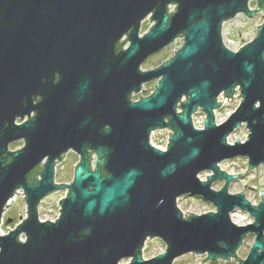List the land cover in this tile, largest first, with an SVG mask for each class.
I'll return each mask as SVG.
<instances>
[{"label": "water", "instance_id": "water-1", "mask_svg": "<svg viewBox=\"0 0 264 264\" xmlns=\"http://www.w3.org/2000/svg\"><path fill=\"white\" fill-rule=\"evenodd\" d=\"M249 1L0 0V223L20 189L26 205V218L0 234V264H172L188 253L206 254L195 264L232 257L264 264V184L253 205L228 191L246 171L219 167L238 156L247 169L264 166V23L236 51L222 39L224 22L264 11V0L254 9ZM146 17L153 24L140 34ZM176 38L182 44L169 59L141 69ZM151 80L154 90L132 100ZM236 88L238 106L216 123L218 97L232 100ZM198 111L202 128L192 121ZM241 125L246 139L228 143ZM165 128L162 150L150 136ZM20 139L21 148L8 149ZM69 150L79 158L71 183H56ZM203 171L211 172L206 180ZM216 179L224 180L218 190ZM60 189L67 193L59 215L39 220L40 201ZM185 195L215 210L186 216L177 206ZM237 208L252 222L235 224ZM249 233L253 242L239 259ZM153 238L165 249L145 259Z\"/></svg>", "mask_w": 264, "mask_h": 264}, {"label": "rangeland", "instance_id": "rangeland-1", "mask_svg": "<svg viewBox=\"0 0 264 264\" xmlns=\"http://www.w3.org/2000/svg\"><path fill=\"white\" fill-rule=\"evenodd\" d=\"M250 9H254L257 6L256 0H250L248 3ZM150 17H146L140 24L139 33L143 34L152 24ZM264 23V11L259 10L251 18H248L242 13L237 14L232 19L227 20L223 23L222 27V39L226 47L231 50H238L241 46L248 43L254 38L257 32V27ZM182 41L178 39L176 42L171 43L170 45L164 47L163 49L153 53L147 57L141 64L142 70H150L158 65H160L165 60L169 59L173 54L174 50H177ZM127 43L125 44V46ZM157 80H151L144 83L141 86V90L137 93L131 95L132 100H137L142 96L149 95L155 88ZM239 94L238 91L234 94V98L231 100L226 99L223 96H220L218 99L222 102L221 106L215 111V121L216 123H221L225 121L229 115L235 110L240 102V96L236 97ZM26 118V117H25ZM204 114L201 111L194 113L192 121L195 127L201 128L203 125ZM16 122L19 123L20 119H16ZM244 125H241L239 129L234 130L227 137V141L230 144H233L234 141L238 138L243 142L248 134V130L244 128ZM168 133L170 130L165 128L161 130L153 131L150 136V142L152 145L159 149H165L168 142ZM239 134V136H238ZM24 141L22 139L9 143V150H16L23 146ZM78 155L72 151H67L62 160L55 167V176L54 180L56 183L70 184L73 176V170L78 162ZM221 170H224L228 174H239L245 172L244 174L238 175L237 178L232 180L228 185V191L230 193L236 194L243 192L245 197L250 201L251 204L257 205L260 201L258 192L263 189L264 184V166L259 165L253 169H247V158L246 157H234L230 159H225L219 163ZM210 171H203L199 173V178L201 180H206V176L210 174ZM224 184V180L216 179L212 182V188L218 190ZM21 193V194H17ZM67 193L66 189L57 190L44 199H42L38 205V218L41 221L46 220H55L59 215L60 204L58 201L64 197ZM24 195L22 190H18L14 197L13 203L5 210L2 222L0 223V232L1 234L9 233L17 226L23 219L26 218V205L24 202ZM177 206L186 216L189 213L192 214H202L208 211L215 210L214 206L202 200L196 195H185L179 197L177 200ZM231 220L238 225H245L252 222L253 218L244 210L234 209L230 213ZM10 219V222L6 223V220ZM9 229V230H8ZM23 236V235H22ZM254 235L252 233L247 234L240 247L236 250V256L239 259H244L249 252L251 244L253 242ZM165 246L163 242L154 238L148 240L145 243L142 256L145 259L151 258L156 254L164 251ZM206 254H193L188 253L177 257L174 259L172 264H195L196 259H204ZM129 260L123 259L120 263L125 264ZM238 260H235L234 257L230 258V261L217 259V260H205L200 264H236Z\"/></svg>", "mask_w": 264, "mask_h": 264}, {"label": "built area", "instance_id": "built-area-1", "mask_svg": "<svg viewBox=\"0 0 264 264\" xmlns=\"http://www.w3.org/2000/svg\"><path fill=\"white\" fill-rule=\"evenodd\" d=\"M171 7H172V6H171ZM171 7H170V9H171ZM178 39H181V41H182V38H176V39L174 40V42H176ZM174 42H173V43H174ZM181 44H182V43H181ZM180 46H181V45H180ZM175 51H176V50H175ZM233 51H236V50H233ZM236 91L239 92L238 88H236ZM236 91H235V93H236ZM235 93H234V94H235ZM234 94H233V96H234ZM220 96H223V95H220ZM220 96H219V97H220ZM233 96H232V97H233ZM219 97H218V98H219ZM223 97H224V96H223ZM224 98H225V97H224ZM226 99H230V98H226ZM218 101L221 102L219 99H218ZM221 104H222V102H221ZM215 111H216V110H215ZM215 111H214V114H215ZM196 113H197V112H196ZM202 127H203V125H202ZM202 127H201V128H202ZM165 149H166V148H165ZM165 149H163V150H165ZM2 219H3V218H2ZM0 234H1V232H0ZM19 238H20V240H23V239H24V237H23L22 235H21ZM153 239H154V238H153ZM150 240H151V239H150ZM147 241H148V240H147ZM147 241H146V242H147ZM146 242H145V243H146ZM144 246H145V245H144ZM143 249H144V247H143ZM142 253H143V250H142ZM142 257H143V256H142Z\"/></svg>", "mask_w": 264, "mask_h": 264}, {"label": "trees", "instance_id": "trees-1", "mask_svg": "<svg viewBox=\"0 0 264 264\" xmlns=\"http://www.w3.org/2000/svg\"><path fill=\"white\" fill-rule=\"evenodd\" d=\"M36 171H37V169H36ZM36 171H34L32 173L34 179H38V177H39L38 174L36 173Z\"/></svg>", "mask_w": 264, "mask_h": 264}, {"label": "flooded vegetation", "instance_id": "flooded-vegetation-1", "mask_svg": "<svg viewBox=\"0 0 264 264\" xmlns=\"http://www.w3.org/2000/svg\"><path fill=\"white\" fill-rule=\"evenodd\" d=\"M173 9V7H171V9L170 10H172Z\"/></svg>", "mask_w": 264, "mask_h": 264}]
</instances>
